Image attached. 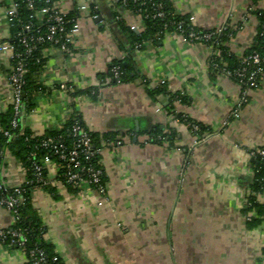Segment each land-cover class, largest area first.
Returning a JSON list of instances; mask_svg holds the SVG:
<instances>
[{"label": "crops", "instance_id": "crops-1", "mask_svg": "<svg viewBox=\"0 0 264 264\" xmlns=\"http://www.w3.org/2000/svg\"><path fill=\"white\" fill-rule=\"evenodd\" d=\"M166 1L176 15L195 18L199 31L231 28L224 46L237 59L251 47L264 14V0ZM12 2L0 0V44L12 34ZM57 5L79 16L80 31L69 53L45 52L42 89L30 106L22 105L20 130L44 137L78 116L91 133L113 134L116 142L100 154L102 206L92 187L70 191L53 176L52 192H33L45 242L63 264H264V223L250 226L245 215L254 181L250 153L264 150V77L257 89H246L211 69L220 50L183 44L174 34L131 52L122 23L143 28V22L120 0ZM84 5L89 9L80 12ZM126 59L139 72L133 82L111 85L102 78L112 62ZM12 72L9 54L0 52V133L1 117L13 106ZM176 114L205 130L194 133ZM158 129L170 136L161 144L151 137ZM27 178L24 164L0 141V182L12 189ZM256 200L263 205L264 193ZM13 223L0 207V230ZM0 264H28V258L3 245Z\"/></svg>", "mask_w": 264, "mask_h": 264}, {"label": "built area", "instance_id": "built-area-1", "mask_svg": "<svg viewBox=\"0 0 264 264\" xmlns=\"http://www.w3.org/2000/svg\"><path fill=\"white\" fill-rule=\"evenodd\" d=\"M43 2L45 5L37 9L35 4ZM124 5H121L125 9L127 0H122ZM145 4V3H144ZM27 5L35 15L34 18H38L40 21L38 25L34 23L24 24L19 31L15 33V39L18 42V47L24 49V53H20L15 44L12 43L13 34L10 38L0 44V52L8 53L13 64V72L9 75L10 89L13 95V106L15 111V119L12 122L13 129L19 127L20 113L22 109V97L23 88L25 86L24 80V66L26 56L31 55L37 44L49 43L51 48L58 49L63 53H69L70 45L73 43L74 36L80 31L79 16L74 18H68V14L62 11L55 0H27ZM159 11L156 17L161 19H167L169 14L162 11V6L158 5ZM89 9L88 5L80 7V12H85ZM138 15V14H137ZM7 16L9 22L13 25L19 22L20 17L18 14V4L12 2L7 9ZM141 18V15H138ZM98 15H93L92 19H97ZM195 18L189 17L187 19L182 18L180 20H168L165 23L164 28L166 30L172 29V33L183 44H195L202 43L207 46L217 44V39L221 36L225 28H218L215 30L199 31L194 26ZM130 28L140 33L144 29L138 28L135 25ZM165 36V37H166ZM217 69V65H214ZM114 77L118 80L120 85L119 71L117 68L112 70ZM223 72L231 78L235 77L240 81V84L244 85L246 89H257L260 85V79L264 77V57L259 54H253L250 57L242 61V68L236 73ZM245 103L246 99L243 100ZM237 116V115H236ZM199 128L193 126V131L197 132ZM6 136H10L7 132ZM67 135H60L57 137H49L45 139H39L35 147L36 150L45 151L41 163H33V176L34 181L39 185L47 186L50 184V176H53L54 182H61L65 186L70 185L77 190H83L86 186L95 189L102 197L100 206L104 203V197L106 196V185L103 183L105 176L102 162L93 164V159L101 154L102 150H96L92 143L90 131L84 128L80 123L76 122L73 127L68 130V137L72 138V143L67 142ZM35 138V137H33ZM168 140V138L164 139ZM118 145L121 141L117 142ZM32 156H36V151L31 153ZM252 157L259 155L264 159V150L252 151ZM64 171L62 175L65 181L59 180L60 172ZM34 181H30L33 183ZM28 182H24L22 185L12 188L13 194L9 192L2 183L0 184V194L7 193L6 196L0 198V207L8 210L12 215L15 222L14 214H17L18 207L22 204V192L23 185ZM40 188V187H39ZM247 221L252 220L253 214H248ZM9 234V233H8ZM7 230H0V246H16L23 250L25 248L27 239L20 232H12L11 240L6 242ZM31 264H46L48 261H58V256H48L43 251L37 249L30 252ZM29 262V259H28Z\"/></svg>", "mask_w": 264, "mask_h": 264}, {"label": "trees", "instance_id": "trees-1", "mask_svg": "<svg viewBox=\"0 0 264 264\" xmlns=\"http://www.w3.org/2000/svg\"><path fill=\"white\" fill-rule=\"evenodd\" d=\"M12 1L18 4V14L20 17L19 22L12 25V43L15 44L17 50L20 53H24V49L18 47V42L15 39V33L19 31L24 24L32 22L38 25L40 24V20L33 17V15L35 14L31 9H29L27 0ZM55 1L57 2L58 0ZM44 5L45 4L43 2H38L35 4L37 9L42 8ZM120 5H124L122 0H120ZM158 5L162 6L163 12L169 14L167 19L156 17L159 11ZM125 9L136 15H141V20L144 25L143 31L137 33L130 27L122 23V29L123 31H125V33H127L129 38L131 52L143 49L144 45L148 42L159 44L165 38L167 33H172V29L166 30L164 28L165 23L168 20H180L182 18H188L176 15L166 0H127ZM91 13L92 15H97V10L93 6L91 7ZM258 15L260 20L258 33L251 47L248 49L242 59H237L236 57H234L233 54L224 46V43L227 42L234 33L232 32L231 28H225L221 36L217 39L218 43L212 45L215 49L220 50V55L218 57H214L211 61V69L213 71L224 70L226 72L234 74L242 68V61L250 57L251 55L259 54L261 57H264V14L259 13ZM74 17H76L75 14H68V18L71 19ZM51 47L52 45L49 43L37 44L31 55L26 56L24 62L25 86L23 88L22 105L30 106L34 94L42 89L40 77L43 74L47 62L45 52ZM214 65H217L219 68L217 69ZM114 68H117L119 71V80L121 84L133 82L139 74V72H137L136 66L131 59H126L124 61H114L110 64L106 75L102 76V78H108L110 80L109 84L111 85H118V80L114 77V73L112 72ZM231 78L240 83L237 78L233 76H231ZM261 81L262 78L259 82L261 83ZM158 92H160V90H155L152 92V95L157 94ZM174 117L176 121L186 123L192 131L193 126H196V124L191 119H188L182 115L176 114ZM14 119V106H11L8 113L5 116L1 117L2 132L0 133V141L2 142V144L7 145L13 151L14 155L24 164L28 174V178L26 180V182L28 183H25L22 187L23 202L18 207L17 214H14L15 222L9 229H7L6 242H10L12 232H20L27 239V243L25 248H23V251L26 253L27 258L29 259L28 264H31L32 260L30 258V252L32 250L39 249L48 256H58L53 247L45 242L44 227L42 225L40 216L38 215L32 204L33 192L37 188L40 187L46 189L47 191H53L51 187L39 185L36 181H34L35 178L33 176V163H41V160L45 155V151L35 149L37 141L39 139L41 140L49 137L67 135V142L71 144L72 138L68 137V130H70L76 122L80 123L84 128L86 127L84 126L81 119L77 116L67 122L61 129L57 131L47 132L44 137H37L33 135L29 130H25L24 132H22L20 130V126L17 129H13L12 122ZM204 130V128H201L200 131L198 130L194 133L200 134L203 133ZM7 132L10 133V136H6ZM90 135L92 138L93 146L96 150H102L104 145L108 144L109 142H116V137L113 134L99 135L90 132ZM151 137L155 143L161 144L164 139L170 136L164 134L162 130L158 129L154 133H152ZM172 137L173 136H171V138ZM34 151H36L37 153L36 156H32L31 154ZM99 162H101L100 154H98L93 159L92 163L98 164ZM250 164L254 171V181L250 189V197L245 208V215L247 216L248 214H253L252 220L248 223L250 224V226L256 227L264 223V204L262 205L256 200L257 195L264 193V159L259 155H256L252 157ZM63 174L64 171L62 170L59 174V180H61L62 182L65 181L64 177L62 176ZM30 181L34 182L30 183ZM103 183H106V176H104L103 178ZM66 187L70 191H79L70 185H67ZM8 191L13 194L12 189H9ZM6 194L7 193L0 194V198L6 196ZM46 264H63V261L58 256V261L53 262L50 260Z\"/></svg>", "mask_w": 264, "mask_h": 264}]
</instances>
